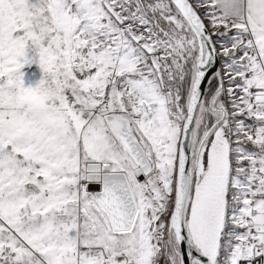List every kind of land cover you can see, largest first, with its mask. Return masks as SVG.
Listing matches in <instances>:
<instances>
[{
	"label": "snow or ice",
	"instance_id": "snow-or-ice-1",
	"mask_svg": "<svg viewBox=\"0 0 264 264\" xmlns=\"http://www.w3.org/2000/svg\"><path fill=\"white\" fill-rule=\"evenodd\" d=\"M0 264H264V0H0Z\"/></svg>",
	"mask_w": 264,
	"mask_h": 264
},
{
	"label": "rangeland",
	"instance_id": "rangeland-1",
	"mask_svg": "<svg viewBox=\"0 0 264 264\" xmlns=\"http://www.w3.org/2000/svg\"><path fill=\"white\" fill-rule=\"evenodd\" d=\"M22 71L24 72L23 80L25 86H35L43 75L39 64L36 62L24 65Z\"/></svg>",
	"mask_w": 264,
	"mask_h": 264
},
{
	"label": "clouds",
	"instance_id": "clouds-1",
	"mask_svg": "<svg viewBox=\"0 0 264 264\" xmlns=\"http://www.w3.org/2000/svg\"><path fill=\"white\" fill-rule=\"evenodd\" d=\"M47 88L46 84L41 85V92H45ZM52 113V107L50 104H41L36 110L37 119H46Z\"/></svg>",
	"mask_w": 264,
	"mask_h": 264
}]
</instances>
